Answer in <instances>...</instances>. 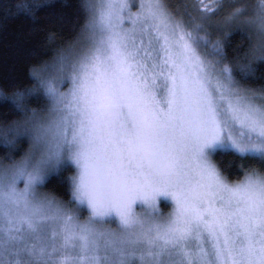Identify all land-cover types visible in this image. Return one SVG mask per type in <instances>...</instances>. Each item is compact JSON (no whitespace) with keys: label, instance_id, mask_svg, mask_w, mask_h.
<instances>
[{"label":"snow or ice","instance_id":"1","mask_svg":"<svg viewBox=\"0 0 264 264\" xmlns=\"http://www.w3.org/2000/svg\"><path fill=\"white\" fill-rule=\"evenodd\" d=\"M126 7L89 3L57 74L31 71L43 107L14 93L24 115L0 139L26 137L29 149L0 160V264H264V172L229 182L212 160L219 149L264 163V88L234 75L264 61V0L252 20L236 8L214 30L164 0H145L125 29ZM243 28L261 41L229 61L225 43ZM66 166L67 201L43 187Z\"/></svg>","mask_w":264,"mask_h":264},{"label":"trees","instance_id":"2","mask_svg":"<svg viewBox=\"0 0 264 264\" xmlns=\"http://www.w3.org/2000/svg\"><path fill=\"white\" fill-rule=\"evenodd\" d=\"M93 1L0 0V92H3L0 95V128L19 121L24 115L15 104L14 93L18 91L24 93L25 108L43 107L44 99L31 71L53 67L61 52L82 39L81 30L91 16L88 5ZM19 3H26L31 15L18 10ZM164 3L177 19L186 23H199L202 15L207 16L212 25L210 30L222 25L225 17L236 8L243 9L245 20H252V10L258 6V0H164ZM259 43L256 31L234 29L225 43V53L229 61L238 58L240 63H245V53ZM252 68L253 73L246 79L238 68L234 69V75L253 88H264V61H253ZM28 148L26 137L17 138L11 145L0 139V160L5 163L9 162V157L19 160ZM213 159L229 180L241 179L248 168L264 172V163L258 159H242L228 150H216ZM72 172L73 168L66 166L59 176H51L46 181L44 190L67 201L70 193L65 177Z\"/></svg>","mask_w":264,"mask_h":264},{"label":"rangeland","instance_id":"3","mask_svg":"<svg viewBox=\"0 0 264 264\" xmlns=\"http://www.w3.org/2000/svg\"><path fill=\"white\" fill-rule=\"evenodd\" d=\"M94 2H95V0L93 1V3ZM124 2H125V4H126L127 7H126L125 15H124V18H123V27L125 29L131 30V29H133L135 27H138V25H139L138 16L141 13L142 5L145 3V0H124ZM257 27H258V25H255L254 26V28H257ZM256 32L259 35L258 30ZM259 39L261 41L260 35H259ZM48 72H49L50 75L55 76L57 74V68L50 66L48 68ZM65 90H66V88H65ZM213 155H214V153L212 154V160L215 163V161L213 159ZM216 166H217V164H216ZM73 173H74V169H73L72 174ZM242 179H243V177L241 179H239V180H229V179H227V180L229 182H239ZM19 186L22 187V184H20ZM159 209H160V212L163 213L164 215H167L169 212L172 211V207H171L170 202H165V201H161L160 202ZM133 210L135 212H137V213H139L141 211V209L139 207H137V206H134ZM84 214H86V211L84 212Z\"/></svg>","mask_w":264,"mask_h":264}]
</instances>
